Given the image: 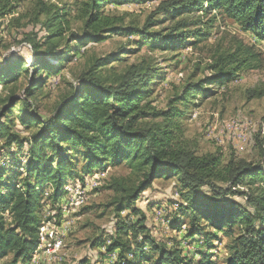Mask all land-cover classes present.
Masks as SVG:
<instances>
[{
  "label": "trees",
  "instance_id": "16d2710c",
  "mask_svg": "<svg viewBox=\"0 0 264 264\" xmlns=\"http://www.w3.org/2000/svg\"><path fill=\"white\" fill-rule=\"evenodd\" d=\"M143 1L82 0L77 15L83 23L81 33L68 32L64 38L68 24L65 14L38 0L35 16H47L49 34L42 44L32 45L29 61L10 57L0 62V139L7 148L14 145L19 152L26 148L25 177L21 181L5 176L7 169L0 167V260L11 257L10 264L31 260L43 224L38 213L44 201L43 189L50 188L46 200L54 205L68 180L124 167L127 175L108 180L106 187L113 191L108 206L116 217L129 211L137 221L117 222L110 243L98 242L107 254L118 251L116 264H217L207 252H199L194 260L178 250L166 249L149 235L145 216L135 203L155 180L169 177L178 181L182 212L188 219L187 238L200 236L207 245L218 241L217 235L222 233L229 239L222 264H264V186L256 183L264 181V165L234 159L224 162L219 153L197 154L184 138L186 111L175 106H187L190 96L212 97L213 87L257 68L260 54L241 43L234 50L220 52L209 68L212 74L186 81L166 109L151 106L149 100L150 85L157 74L154 65L142 60L119 71L108 67L147 46L168 50L187 41L193 46V40L205 37L202 27L216 19L211 16L203 21L211 11L264 41V0H157L140 27L125 24V12L119 16L101 14L108 2ZM22 2L0 0V18L15 14ZM18 20L14 18L11 23ZM113 35L137 36L140 40L131 42L133 50L121 47L115 53L93 58L86 70L73 75L75 83L66 81L49 116L40 117L38 96L52 80H63L61 63L73 55L83 56L85 45L100 44ZM62 44L64 49L58 50ZM43 45L50 46L49 53H39ZM15 109L17 113H13ZM16 122L27 136L15 130ZM256 141L264 157V138ZM204 187L210 189L211 196L201 192ZM227 196L244 197L246 205L227 200ZM209 226L214 234L207 232Z\"/></svg>",
  "mask_w": 264,
  "mask_h": 264
},
{
  "label": "rangeland",
  "instance_id": "374dc122",
  "mask_svg": "<svg viewBox=\"0 0 264 264\" xmlns=\"http://www.w3.org/2000/svg\"><path fill=\"white\" fill-rule=\"evenodd\" d=\"M40 1L56 6L61 10L60 13L65 14L68 24L64 26V38L68 32L81 33L83 23L77 15L82 0ZM157 4V0L119 4L108 2L102 7L101 14L119 16L125 12L128 14L125 24L140 27L145 16ZM37 9L38 0H23L15 14L0 18V62L10 57L29 61L32 57V45L36 42L42 44L44 37L49 34L45 26L47 16L38 14L36 17ZM211 16H216V19L202 27L201 33L205 37L193 40V46L190 45L191 41L180 48L168 50H151L147 46L108 67L112 66L115 71H119L142 60L154 65L157 74L150 85L149 100L151 106L166 109L169 100L180 93L186 81H196L212 74L209 68L220 52L234 50L239 43L254 47L260 54L257 68L243 71L235 80L213 87L212 97L194 99L190 96L187 106L181 103H176L175 106L186 111L183 117L184 138L197 154L219 153L224 162L234 159L264 165V157L256 144V139L264 138V41L241 31L235 21L219 17L216 11H211L210 16L203 21ZM14 18H19L17 24L11 23ZM137 40H140L137 36L113 35L100 44L85 45L83 48L86 52L83 56L73 55L70 61L61 63L65 81L57 83L55 79L44 88V94L38 96L41 102L38 115L42 118L49 116L52 104L58 100L57 96L65 88L66 81L75 83L73 75L86 70L93 58L115 53L121 47L133 50L135 46L131 42ZM64 47L62 44L57 49L63 50ZM49 50L50 46L43 45L39 48V53H49ZM21 89L20 87L19 92ZM13 113H17V110ZM14 126L17 132L22 130L17 122ZM20 134L27 136V132L20 131ZM25 152L26 148L19 152L14 145L5 147L4 140L0 139V167L6 168L5 176L15 182L25 177ZM127 174L128 169L116 167L107 168L103 172L94 171L82 176L81 180H68L64 193L54 205L46 200L51 193L50 188L43 189L44 201L38 209L43 220L39 229V244L29 262L18 264H116L118 251L107 254L104 245L113 238L117 222L133 224L137 218L129 211L122 212L120 217L115 216L112 207L108 206L113 191L106 186L110 177ZM256 183L264 186V181ZM217 186L223 187L220 184ZM240 189L246 191L242 187ZM179 190L176 177L160 178L140 195L135 206L145 216L149 235L157 244L168 250H178L182 256L197 260L199 252L204 251L211 254L214 262L222 264L229 239L218 233L219 240L210 241L206 245L200 236L194 240L187 238L188 219L182 212L183 203ZM201 192L211 196L207 187L202 188ZM225 198L241 206L246 205L244 197ZM206 230L211 234L215 233L211 226ZM99 240L104 245L99 246ZM10 259L11 257L1 259L0 264H10Z\"/></svg>",
  "mask_w": 264,
  "mask_h": 264
}]
</instances>
